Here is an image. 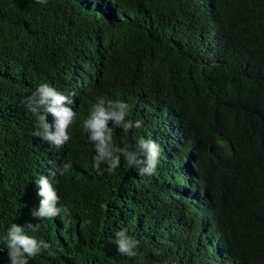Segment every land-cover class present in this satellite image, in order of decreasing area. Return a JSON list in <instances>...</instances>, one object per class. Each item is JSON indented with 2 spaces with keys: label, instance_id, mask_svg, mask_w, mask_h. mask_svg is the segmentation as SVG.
<instances>
[{
  "label": "trees",
  "instance_id": "trees-1",
  "mask_svg": "<svg viewBox=\"0 0 264 264\" xmlns=\"http://www.w3.org/2000/svg\"><path fill=\"white\" fill-rule=\"evenodd\" d=\"M43 83L75 93L62 148L23 103ZM100 99L143 122L110 123L116 145L160 144L155 175L97 174L82 124ZM50 161L72 165L53 184L71 216L35 221ZM29 222L57 252L29 264H264V0H0V264Z\"/></svg>",
  "mask_w": 264,
  "mask_h": 264
},
{
  "label": "clouds",
  "instance_id": "clouds-1",
  "mask_svg": "<svg viewBox=\"0 0 264 264\" xmlns=\"http://www.w3.org/2000/svg\"><path fill=\"white\" fill-rule=\"evenodd\" d=\"M36 2L46 4L47 0H36ZM74 96V92L70 96L62 94L48 83L39 85L31 95L27 96L23 103L28 111L37 117L33 135L56 148H62L70 140L67 130L76 118V112L71 107L75 103L71 98ZM47 114L55 118L54 124L47 122ZM128 116L129 104L124 100L100 99L91 106L88 118L83 121L82 127L87 133L88 142L94 146L93 167L98 175H103L105 171L114 174L120 167L122 158L129 166L136 168L141 176L156 174L161 154V146L156 140L140 138L131 147H121L114 142V129L109 126L110 123L124 132H129L133 127H142L141 120L133 121L128 119ZM49 163L51 167L48 169V175H40L35 181L38 188L37 195L40 198L38 207L30 211L35 221L56 216H71L70 207L60 205V196L53 184L56 182L57 175L63 176L72 165L70 162L60 165L51 161ZM102 165L107 167L102 168ZM27 229L28 231L23 225L17 223H12L8 227L5 241L9 264H29L30 259L43 255L55 258L57 252L53 250V246L34 235L40 231L41 224L29 222ZM114 242L121 255L137 256L139 240L128 235L126 229L115 233Z\"/></svg>",
  "mask_w": 264,
  "mask_h": 264
}]
</instances>
